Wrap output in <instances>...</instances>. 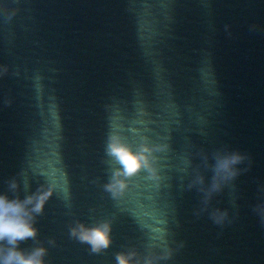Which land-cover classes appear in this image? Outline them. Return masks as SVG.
Returning <instances> with one entry per match:
<instances>
[{
    "label": "water",
    "instance_id": "obj_1",
    "mask_svg": "<svg viewBox=\"0 0 264 264\" xmlns=\"http://www.w3.org/2000/svg\"><path fill=\"white\" fill-rule=\"evenodd\" d=\"M4 66L0 194L14 196L12 179L21 199L54 187L37 241L21 248L46 247V264H116L163 236L174 250L165 264L264 234L252 212L264 185V0H0ZM110 133L168 145L156 154L161 180L142 172L113 199ZM225 145L252 164L235 181L239 215L220 228L195 214L201 194L189 184L197 169L211 177L198 153L211 160ZM212 205L231 214L230 190ZM101 219L112 222L102 253L70 237L77 221Z\"/></svg>",
    "mask_w": 264,
    "mask_h": 264
},
{
    "label": "clouds",
    "instance_id": "obj_2",
    "mask_svg": "<svg viewBox=\"0 0 264 264\" xmlns=\"http://www.w3.org/2000/svg\"><path fill=\"white\" fill-rule=\"evenodd\" d=\"M8 71L7 66H4L0 77ZM167 147L168 145L152 143L147 136H141L139 142L133 144L117 133H110L105 145V155L109 161L115 162L116 166L111 167L109 164L111 172L108 182L103 185L104 190L113 199H117L142 172L148 174V179L160 181L159 157L156 154L163 152ZM198 154L202 157L204 170L210 171L211 177L206 179L204 172L197 169L193 181L189 184V188L196 187L201 194L200 207L195 214L200 216L207 213L215 225L224 228L233 224L239 215L235 181L250 170L251 157L248 153L231 149L227 145L215 149L211 153V160L203 150ZM25 187L27 188V185ZM226 188L230 190L234 209L231 214L227 208L212 205L214 196ZM8 189L14 194L13 197H9L7 193L0 194V264H46V247L41 245L23 249L20 245L28 240L37 241V217L43 215L46 203L54 194V187L42 184L23 199L18 195L19 184L16 179L8 182ZM258 198L259 202L252 206V212L264 225V185L258 187ZM111 233L112 222L109 219H101L91 225L77 221L69 228L70 237L88 245L90 252L94 254H100L110 247ZM160 240L161 244L149 245L146 255H141L135 248L118 252L115 256L116 264H160L161 261L170 260L174 250L167 245L163 236ZM54 243V240H49V244ZM156 247H160L161 251H154ZM180 247H183V244Z\"/></svg>",
    "mask_w": 264,
    "mask_h": 264
}]
</instances>
